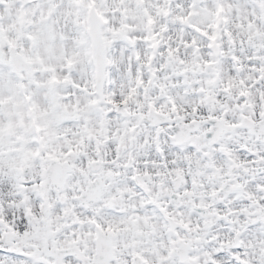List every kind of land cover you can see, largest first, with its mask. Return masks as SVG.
<instances>
[{
    "label": "snow or ice",
    "instance_id": "1",
    "mask_svg": "<svg viewBox=\"0 0 264 264\" xmlns=\"http://www.w3.org/2000/svg\"><path fill=\"white\" fill-rule=\"evenodd\" d=\"M0 264H264V0H0Z\"/></svg>",
    "mask_w": 264,
    "mask_h": 264
}]
</instances>
